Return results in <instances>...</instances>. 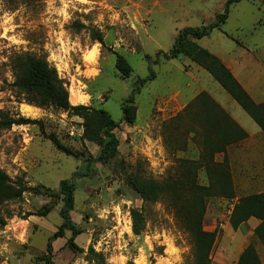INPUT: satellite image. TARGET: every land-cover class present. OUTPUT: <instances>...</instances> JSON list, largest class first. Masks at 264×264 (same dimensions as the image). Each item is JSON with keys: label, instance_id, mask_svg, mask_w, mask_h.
<instances>
[{"label": "rangeland", "instance_id": "374dc122", "mask_svg": "<svg viewBox=\"0 0 264 264\" xmlns=\"http://www.w3.org/2000/svg\"><path fill=\"white\" fill-rule=\"evenodd\" d=\"M72 2L76 9L69 8L72 17L61 29L54 21L62 18L52 14L49 19L46 11L49 3L60 7V0H0V9L20 10L14 21L16 31L9 36L17 34L25 41L9 46L7 40L0 39V57H7L6 61L0 60V110L37 121L0 129V168L13 182L27 188L20 201L4 207L5 213L11 216L6 226L0 228V264H76L81 257L87 261L85 255L89 249L95 250L101 237L114 226L124 232L125 240H129L128 232L124 231L126 228L140 239L129 240L127 250L120 246L118 238L101 245L98 253L106 261L110 256L123 254L129 256L127 264H134L137 246L143 245V237L157 234L160 240H153L151 249L145 247L148 264H153V260L155 264H161L165 259L175 260V255H169L165 237L171 238L174 246L180 249L182 264H197L194 238L177 217L174 207L167 201L144 204L129 182L137 175L148 180L170 181L195 170L194 165L198 168V114L195 109L191 112L185 110L192 102L190 99L198 94V79L218 98H233L189 57L166 60L159 52H169L183 28L200 27L215 21L216 16L224 11L226 0ZM117 14L119 18L115 19ZM100 16L103 20L94 23ZM218 30L224 38L251 48L252 54L257 53L264 61V0H242L231 6L227 22ZM61 31L63 36L59 35ZM191 41L209 52L212 49L210 39L191 38ZM97 45L96 64H92L84 56ZM25 52L45 57L54 67L49 60L51 54L66 59L70 57L69 71L58 74L66 83L70 96H76V104H71L104 109L115 121L121 122L116 130L120 140L119 153L109 160L108 165L96 162L90 174L83 176L87 165L85 160H94L100 152L96 144L83 139V119L53 108L41 109L20 103L15 97L11 88L14 80L8 78L9 72L13 76L9 61L12 55ZM115 53L123 55L132 67L129 78L124 79L116 69ZM85 95L89 99L81 102ZM132 95L138 108L137 120L128 125L122 121V107ZM236 106L245 128L250 133H257L260 130L257 123L239 105ZM49 135L55 136L80 157L62 153L48 139ZM249 151L253 154L256 150L234 149L231 152L233 173L231 161L225 159L234 197L225 198L218 191L216 196L206 199L202 230L216 234L208 256L210 264H237L249 245L255 248L261 264H264V229L262 237L255 234L261 220L252 217L237 229L231 223L234 207L241 197L264 193V179H243L240 168L236 167L239 161L247 160L242 155ZM196 171L197 182L208 185L205 169ZM76 172L80 174L75 175V206L71 217L82 231L75 242L85 253H74L66 246L71 237V232L67 231L64 238L53 242L52 259L39 260L47 254L49 238L63 223L60 214L63 200L38 195L31 189L44 186L57 190L61 181L73 178ZM49 203L51 211L42 216ZM113 203L121 205L118 224L113 219L114 213L109 214L107 220L97 215L99 210ZM132 209L142 210L145 217V229L139 236L132 231ZM21 234L25 242L18 239ZM5 244L7 251L3 247Z\"/></svg>", "mask_w": 264, "mask_h": 264}, {"label": "trees", "instance_id": "16d2710c", "mask_svg": "<svg viewBox=\"0 0 264 264\" xmlns=\"http://www.w3.org/2000/svg\"><path fill=\"white\" fill-rule=\"evenodd\" d=\"M241 1L226 0L224 11L216 16L215 21L200 27L183 28L178 33L172 49L166 53L159 52V54L166 60L187 56L192 61L198 63L264 130V103H255L220 58L191 41V38L201 40L209 37L215 30L220 29L229 18L231 6ZM115 55L116 69L124 79L129 78L133 71L129 62L123 55L119 53H115ZM146 59L150 61L149 56ZM9 66L14 76L11 88L20 103L41 109L53 108L83 119V139L96 144L100 148L99 155L94 160L89 158L85 160L87 165L85 171L82 173L83 176L90 174L94 163L98 162L106 166L111 158L118 155L120 140L116 135V130L120 128L121 122L115 121L104 109H94L84 105L73 106L70 102V94L66 83L59 76L56 68L45 57H40L29 52L17 53L10 57ZM147 80H151V78L144 79L142 82L145 83ZM205 99L211 102L215 111L208 114L206 124H200L201 129H204L206 134L203 131H198V137L204 139L202 152L198 157V168L197 165H194L195 170H189L184 177H178L170 181L159 182L153 179H144L137 175L134 180L129 182L144 204L167 201L174 207L177 217L184 223L194 238L197 264H210L208 256L216 239L215 233L202 230L206 199L213 195L216 196L218 191L222 192L225 198L234 197L232 178L230 177L227 160H224L222 163L216 162L215 155L216 153L226 151L227 145L242 141L248 136L210 98L207 92H202L185 110L191 112L198 101ZM133 102L134 96L132 95L122 107V121L128 125L135 124L137 120L138 108ZM195 114H198V112H195ZM35 123L37 121L24 117H16L13 114L0 110V129H11L13 126ZM215 138L223 140V144L218 145ZM48 139L62 153L76 158L80 157L62 145L55 136L49 135ZM202 168L205 169L208 185H202L197 182L196 169L199 172ZM76 174L80 173L76 172L73 178L61 181L57 190L44 186L33 187L31 189L38 195H47L52 198H62L63 200V207L60 211L63 223L49 238L46 247L47 254L38 258L39 260L50 261L52 259L53 242L64 238L67 231L71 232V237L68 239L66 246L74 253H85L84 249L79 247L75 242L76 237L82 231L71 217V212L75 206ZM26 190L25 186L13 182L8 174L0 168V228L6 226L7 219L11 216V214L5 213L4 207L9 203L20 201ZM51 207V203L47 204L44 207L42 216L47 215L51 211ZM252 217L261 220V224L256 228L255 234L262 237L261 231L264 229V193L241 197L234 207L231 223L237 229L242 223ZM131 219L134 235H141L145 229L143 211L132 209ZM85 258L87 261L95 264H107L103 255L96 252L92 247L85 255ZM153 264H155L154 260ZM237 264H261L258 254L252 245H249L244 250Z\"/></svg>", "mask_w": 264, "mask_h": 264}, {"label": "crops", "instance_id": "0c3cea01", "mask_svg": "<svg viewBox=\"0 0 264 264\" xmlns=\"http://www.w3.org/2000/svg\"><path fill=\"white\" fill-rule=\"evenodd\" d=\"M206 39H210L211 42L212 49L210 52L223 61L253 101L257 104L264 103V61L260 58V56L257 55V53L252 54L253 51L251 48L249 49L246 46L240 45L227 37L224 38V35H222L219 30H215L209 37H206ZM200 75L202 76V72ZM202 92H207L210 95V98L218 104L248 135L242 141L227 145L226 151L216 153L215 161L223 162L226 158L228 160L234 149L247 150L254 148L256 151L253 154L249 151L242 155V158L244 160L247 158V160L243 162L239 161L237 163L238 166L236 167L240 168L239 173L243 176V179H264V130L259 127L260 130L257 133H250L240 121L242 119V115L238 112V108L236 106L238 104L235 105L233 103V99L227 100L224 96H221V99L218 98L211 91H209L205 85L200 83L199 79L198 94L193 96L190 99V102L199 97ZM193 109L198 112V131H203V133L206 134V131L201 129L200 124L207 123L206 119L208 118V114L215 111L214 106L209 100L205 99L198 101ZM256 137L257 140L254 141L253 138ZM203 140L204 139H201V137H198V157L202 152ZM215 140L218 145L223 144V140H219L217 138H215ZM229 160L231 161L228 162H230L233 173V170L235 169L233 167L234 160H231L230 158Z\"/></svg>", "mask_w": 264, "mask_h": 264}, {"label": "clouds", "instance_id": "9594fccd", "mask_svg": "<svg viewBox=\"0 0 264 264\" xmlns=\"http://www.w3.org/2000/svg\"><path fill=\"white\" fill-rule=\"evenodd\" d=\"M83 3H88V0H82ZM61 6L55 7L53 3H49L46 11L49 13V19H51L52 14H54L57 17H61L62 19H57L54 21V23H57L61 29H63V25L68 23V21L71 19L72 14L68 11L69 8L76 9V4L72 2V0H60ZM89 9H85V11H88ZM0 11L3 12V15L0 16V39L7 40L9 42V46L12 45H20L25 43V41L21 38L20 35L14 34L9 36V33H15L17 25L15 24V18L19 14L20 10H17L15 12L13 11H5L3 9H0ZM118 14L116 15L115 19H118ZM103 20V16L98 17L97 21H94V23H98ZM87 23L86 21H84ZM60 36H63L64 33L61 31L59 33ZM62 43V42H61ZM47 47V46H46ZM99 48V45H97V48H94L91 52H89L87 55L84 56L85 60H90L93 58V56L96 54L97 49ZM63 50V49H61ZM0 60H7V57H0ZM49 60L54 63L55 68L58 72H67L70 68L71 59L65 58V56L57 55L55 53L51 54L49 56ZM56 61H59V63H55ZM9 80H14V77L12 76L11 72L8 73ZM89 99L88 96H82L81 102H86ZM2 107V105H0ZM66 116L67 113H64ZM55 119V117H52ZM83 129H81V132ZM159 206V205H158ZM114 213L113 219L116 220L117 224L119 223V218L121 215V205L113 203L111 206H106L103 209L99 210L97 212V215L103 219L107 220L109 214ZM129 223H131L129 221ZM124 231L128 232L129 240H139L140 237H134L132 235L131 229L126 228ZM113 238H118L121 242L120 246L127 250L128 242L129 240L124 239V232L118 231L117 227H113L111 230L106 231V233L101 237L100 241L95 245L96 252L101 251V245H107ZM18 239L21 240V242L24 241V236L21 234ZM160 240V235L152 234V235H145L143 237V245L137 246L138 255L134 259V264H148V257L145 252V247L148 249H151L152 247V241ZM165 243L168 245V252L169 255H175V260H168L165 259L161 262V264H182V258L179 255L180 249L174 246L173 240L171 238L165 237L164 240ZM4 250L7 251L8 246L7 244L3 245ZM104 251H107V248L104 249ZM129 260V256L127 255H119V256H110L107 258V264H117V261L119 264H127V261ZM76 264H88L87 261H85L82 257L78 258L76 261Z\"/></svg>", "mask_w": 264, "mask_h": 264}, {"label": "bare ground", "instance_id": "6f19581e", "mask_svg": "<svg viewBox=\"0 0 264 264\" xmlns=\"http://www.w3.org/2000/svg\"><path fill=\"white\" fill-rule=\"evenodd\" d=\"M91 52V51H90ZM96 59H97V53L93 56V58L92 59H90V60H88L90 63H92V64H96ZM76 96L74 97V96H72V94H71V96H70V102L72 103V104H76L75 102H76ZM81 100V99H80ZM77 103H79V101L77 102Z\"/></svg>", "mask_w": 264, "mask_h": 264}, {"label": "built area", "instance_id": "2783aa9c", "mask_svg": "<svg viewBox=\"0 0 264 264\" xmlns=\"http://www.w3.org/2000/svg\"><path fill=\"white\" fill-rule=\"evenodd\" d=\"M71 135H74V132H71Z\"/></svg>", "mask_w": 264, "mask_h": 264}]
</instances>
